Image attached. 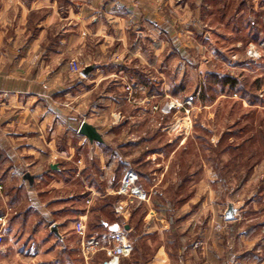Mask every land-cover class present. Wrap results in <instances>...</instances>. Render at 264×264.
Segmentation results:
<instances>
[{"label": "crops", "instance_id": "crops-1", "mask_svg": "<svg viewBox=\"0 0 264 264\" xmlns=\"http://www.w3.org/2000/svg\"><path fill=\"white\" fill-rule=\"evenodd\" d=\"M249 30L264 37V0H0V188L4 189L0 195L9 207L27 198L25 213L17 216L23 223L14 222L11 228L33 231L20 242L9 239L3 233L8 226L5 228L7 220L1 213L0 249L7 251L15 240L32 245L35 252L31 259L39 264H73L78 259L81 263L76 264H90L89 259L76 258L72 252L67 256L59 250L61 259L59 252L55 254L63 243L71 251L81 242V233L75 222L57 219L55 210L38 196V178L33 172L41 166L44 148L51 149V155L70 159L57 137L61 133L71 137L75 130L81 143L127 149L131 154L142 144L133 136L122 142L128 127L110 122L115 107L128 102L127 94L121 95V84L127 80L141 84L147 91L141 95L142 101L180 99L186 85L195 83L193 69L201 71L207 63L213 64L222 51L228 54L227 40L233 33L247 35ZM258 41L262 43L264 38ZM77 56L81 66L93 67L88 75L70 70V62ZM110 81H116L115 89L105 86ZM92 115L98 119H91ZM82 122L92 124L103 141H91L81 134ZM105 135L110 139L114 135V141L109 142ZM178 143L169 141L168 146L173 149ZM146 148L153 170L154 155H160L162 147ZM125 159L116 168L112 163L115 171L124 173L132 168L131 158ZM52 164L49 162L51 170L58 172L59 166L52 168ZM27 172L33 181L25 178ZM111 179L115 181V175ZM112 186H107L106 194L112 193ZM241 186L229 190V195L221 191L216 196L223 197L225 203L227 196L246 197L248 201L236 210L249 209L247 213L254 214L226 223L218 218L201 222L196 218L198 202L186 207L178 203L175 193L155 190L147 202V231L140 230L127 202L117 200L113 222L126 228L133 245L132 253L120 264H221L230 247L241 264H264V219L259 221L264 217V205L255 206L264 191ZM197 194L194 191L191 196ZM88 212L83 210L78 219L86 226ZM256 214L258 222L253 217ZM46 222L49 233L43 237ZM53 224L58 233L52 231ZM106 224L110 223L104 221V229Z\"/></svg>", "mask_w": 264, "mask_h": 264}, {"label": "rangeland", "instance_id": "rangeland-1", "mask_svg": "<svg viewBox=\"0 0 264 264\" xmlns=\"http://www.w3.org/2000/svg\"><path fill=\"white\" fill-rule=\"evenodd\" d=\"M247 32V35L245 32H235L227 40L230 54L222 51L214 59V62H211L213 64L208 65L207 63L201 71L193 69L196 73L193 76L195 83L187 84L183 94L185 96L180 97V100H183L199 93L198 97H194L191 105L176 107L164 114L160 107L170 100L162 101L155 98L153 101L150 99L142 101L140 97L147 91L141 84L131 80L121 84V88L124 90L121 95L126 93L128 102L116 106L115 110L112 109V111L114 110V119H110V122L120 123L124 128L128 127V131L122 135V142L131 140L130 138L133 136L135 141L142 144V147L132 149L130 154L127 149L103 148L97 144L91 147L87 143H81L79 134L75 130L71 132V137L61 133L57 137L58 145L66 147L65 151L68 152L70 159L60 157L57 153L51 155L49 153L51 149L44 148L41 166L39 170L33 172L38 178L36 190L40 200L46 202L50 210H55L57 219L73 221L76 223V227L78 222L82 221H78L81 218L79 217L80 213L83 210H88L87 236H94L104 231V221L113 223L117 219L114 203L117 200H125L129 212L133 214V221L142 228L140 230L147 231L144 226L150 219V207L147 202L151 200V197L147 201H141L138 198L123 196L116 192L120 180L127 170L123 173L115 171L114 168L121 166L122 162L127 160L125 158L128 157L131 158V166L142 172V181L145 183V187H148L145 188L142 185L143 189L150 194H153L155 190H165L168 195L175 193L178 203L186 207L190 202H198L195 203L200 207L197 208L196 218H199L201 222L204 220L213 221L214 218L225 223L234 222L232 220L235 218H241L246 214L253 215L254 213H247L251 212L249 209L247 212L241 211L240 208L236 210L241 206L239 204L248 201L246 197L227 196L228 201L225 203L223 197L216 196L221 191L222 194L229 195V190L236 189L240 185H242L241 188L247 190L264 191V48H261L262 43L258 41L264 37H258L256 33L253 35L250 30ZM250 44L258 48L262 54L261 58L257 59V57L254 58L247 54ZM207 54L203 55L208 57ZM75 61L78 62L83 73L85 67L81 66L78 56L71 60V62ZM190 75L191 73L187 74V77L189 78ZM225 75L235 77L238 83L223 88L217 79L219 76ZM84 76L86 75L84 74ZM200 78H203L201 85ZM110 82L105 86L115 89L114 87L117 85L115 86L114 82L116 81ZM203 91L209 97V100L205 102L201 100L200 95ZM241 91L257 94V97L250 101L245 100L241 97ZM95 95L97 96V94ZM156 105L159 106L158 109L155 108ZM91 119L96 120L98 116L92 115ZM164 124L171 127L164 128ZM77 127L78 123L74 124V128ZM111 138L109 142L114 141V135L113 137L111 135ZM147 141L148 144H144ZM169 141H178L179 143L171 149L168 146ZM152 145H159L162 150L160 155H154L155 163L152 167L153 170H150L151 166L148 165L145 153L146 146ZM118 152L121 154L119 159L116 158ZM29 159L32 158L29 157ZM109 161L111 164L108 163ZM49 162L59 166L58 172L51 170ZM114 175L116 180L112 181L111 178ZM112 183V187H114L112 193L106 194L105 189ZM179 190L180 192L177 193ZM3 191L4 189L0 188V192ZM194 191L196 194L198 193L197 196H191ZM260 195V199L257 198L258 200L255 201L256 208H261L264 205V194ZM26 200L27 198L24 197L20 204L9 207L0 195V217L1 213H4L7 220L5 228L8 226V230L5 229L3 232L4 236L9 239L10 237L18 239V242L24 236L33 235L32 229L29 228L26 230L21 227L11 228L14 222L19 221L20 225L23 223L17 216L21 215L22 217L25 213L24 211L28 207ZM231 210L232 216L228 217V212ZM257 216L256 214L253 217ZM128 219H131L129 215ZM263 219L264 217L259 221ZM48 225L49 222H46V233L42 234L43 237L49 233ZM69 235L74 236L70 232ZM79 236L82 240V235L79 234ZM15 240L13 241L14 245L12 244L7 251L0 249V252H4L0 254V264H39L31 259V254L35 252L33 246L22 245ZM80 243L73 245L71 251L70 246L63 243L61 248L66 249L58 247L55 254L59 252V259H61L59 251L61 250L63 253L66 252L67 256H70L72 252L74 257L86 259L80 250ZM230 248L221 264L233 247ZM23 253H26L25 257L21 255ZM107 258L108 254L105 251H100L89 258V263L99 264ZM80 261L81 259H78L73 264L81 263ZM67 263L71 264L70 261Z\"/></svg>", "mask_w": 264, "mask_h": 264}, {"label": "built area", "instance_id": "built-area-1", "mask_svg": "<svg viewBox=\"0 0 264 264\" xmlns=\"http://www.w3.org/2000/svg\"><path fill=\"white\" fill-rule=\"evenodd\" d=\"M249 47L250 48L247 50L249 56L254 58L257 57V59L262 57L261 52L253 44H250ZM261 48H264V42H262ZM70 68L72 71L79 73L80 76H84L82 68L79 66L78 62H71ZM193 99V96H188L183 100L178 98L170 99L169 102H165L160 107V110L164 114H167L176 107L191 105ZM158 107V105L155 106L156 109H158ZM186 112H188L187 109ZM138 180V173L133 169H128L120 180L116 192L123 196L138 198L141 201L149 200L152 194L143 189L138 184ZM116 210L117 212H120L119 208H116ZM77 228L82 235L80 250L87 260L96 253L105 251L108 254V258L104 260L103 263L108 264L115 261L116 264H120V260L123 257L129 256L133 251V245L127 237V230L119 222L106 224L104 231L94 236H87L86 225L81 221L78 222ZM223 264H240V261L235 254L229 252Z\"/></svg>", "mask_w": 264, "mask_h": 264}, {"label": "water", "instance_id": "water-1", "mask_svg": "<svg viewBox=\"0 0 264 264\" xmlns=\"http://www.w3.org/2000/svg\"><path fill=\"white\" fill-rule=\"evenodd\" d=\"M93 69L92 66H87L83 69V74L88 75L90 71ZM79 132L85 136H87L91 141L98 140L103 141L102 136L99 134L97 129L88 122H82L79 128ZM57 166L55 164H52V168H56ZM25 178L29 179L30 181H33V176L30 173L25 174ZM229 213L228 217L232 216V210ZM52 231L55 233H58L57 226L55 224L52 225ZM105 264V263H103Z\"/></svg>", "mask_w": 264, "mask_h": 264}, {"label": "trees", "instance_id": "trees-1", "mask_svg": "<svg viewBox=\"0 0 264 264\" xmlns=\"http://www.w3.org/2000/svg\"><path fill=\"white\" fill-rule=\"evenodd\" d=\"M217 81L221 82V84L223 85V88L226 87L227 85L234 86V85H236L238 83V80L235 77L230 76V75L219 76ZM242 88H244V87H242ZM200 95H201V100L203 102L209 100V97L206 96L204 91L202 92V94L200 93ZM241 97L245 98V100L250 101L253 98L257 97V94H253V93L251 94V93H247L246 91H241ZM130 169H133V170H135L138 173V175H139L138 184L142 187V172H140L138 169L133 168V167L130 168Z\"/></svg>", "mask_w": 264, "mask_h": 264}, {"label": "bare ground", "instance_id": "bare-ground-1", "mask_svg": "<svg viewBox=\"0 0 264 264\" xmlns=\"http://www.w3.org/2000/svg\"><path fill=\"white\" fill-rule=\"evenodd\" d=\"M108 264H116L115 261L111 262V263H108Z\"/></svg>", "mask_w": 264, "mask_h": 264}]
</instances>
